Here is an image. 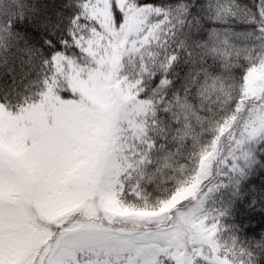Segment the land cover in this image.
<instances>
[{
  "label": "snow or ice",
  "instance_id": "obj_1",
  "mask_svg": "<svg viewBox=\"0 0 264 264\" xmlns=\"http://www.w3.org/2000/svg\"><path fill=\"white\" fill-rule=\"evenodd\" d=\"M109 3L116 34L123 33L130 9L152 29L143 40L133 42L131 36L117 40L108 53L110 63H100L91 52L93 37L100 30L97 18L90 15L98 6L96 0H80L69 36L59 41L54 36L42 41V22L33 19L29 24L23 9L3 25L15 41L24 39L23 33L37 44L48 45L51 55L43 66L51 68V75L35 100L14 104L7 91L0 97V264H201V260L232 264L220 254L215 240L218 222L203 211L214 191L205 182L214 174L243 175V166L256 163L244 147L264 137V0H254L256 11L241 0H232L228 6L215 0L206 18L222 27L206 32L197 5L176 9L185 17L181 23H187L188 17L195 21L199 33L195 43L203 53L197 79L193 81L190 74L183 97L174 95L163 108L170 118L164 135L158 137L149 136L148 116H157L158 111L147 96L171 87L170 75L187 37L178 42L179 49L166 51L161 71L144 68L137 81H128L119 72L129 45L155 39L156 32L171 24L172 10L148 0H126L123 6L117 0ZM240 12L251 13L249 23L256 25L252 33L226 31ZM152 17L159 19L152 23ZM188 27L191 31L193 24ZM85 55L87 64L81 63ZM97 72L103 73L97 87L104 89L107 111L70 86L71 78H91ZM225 77L230 85L227 115L201 149L190 178L165 190L157 206L136 209L151 213L131 218L143 231L105 226L108 202L123 209L129 197L136 198L146 179L140 169L155 170L151 154L156 149L171 154L192 134L193 121L203 122L201 112L212 111L202 97L211 96L218 82L223 91ZM87 83L92 87L93 80ZM98 127L100 135L95 132ZM242 212L245 219L257 221L249 233L264 228V212ZM258 250L264 253V238L258 241ZM247 255L248 264H253L250 249Z\"/></svg>",
  "mask_w": 264,
  "mask_h": 264
},
{
  "label": "trees",
  "instance_id": "obj_2",
  "mask_svg": "<svg viewBox=\"0 0 264 264\" xmlns=\"http://www.w3.org/2000/svg\"><path fill=\"white\" fill-rule=\"evenodd\" d=\"M123 6L126 0H117ZM149 3L155 4L156 7L165 10H172L171 24H165L156 34L155 39H150L148 43H137L136 49L124 54L119 74L125 75L129 81H137L143 75V69L151 71H161V65L165 62V53L179 49V41L186 40V48L180 49L179 60L175 66L174 72L171 73L170 79L172 85L166 92L157 90L155 95L147 96L155 103L157 116H148V132L150 137L164 135L166 121L170 114L163 111L168 102L174 95L183 97L184 85L187 77L191 74L193 81L197 79V71L200 69V60L203 50L196 46L199 39V33L196 31L195 21L191 17L187 18V23H181L185 20L182 13L176 9L180 5H197V16L202 24V30L205 32L213 27L221 28L219 24H213L206 17L211 10L215 8V0H148ZM224 6L232 3V0H222ZM242 3L254 7V0H241ZM175 3V4H174ZM98 6H94L90 15L97 18L100 30L95 33L91 45V52L98 58L100 63H110L108 53L115 46L117 40L126 39V30L129 22L137 11L129 10L127 23L122 34H116L111 26V12L109 0H96ZM80 0H0V97L7 91L14 104H20L24 101L35 100L43 91L44 81L51 75V68H45L43 61L51 55L47 44H37L27 35L21 33L24 39L15 41L9 38L8 34L3 31V25L9 18L25 10V19L29 24L32 20L42 22L41 39L48 40L54 36L59 41L67 38L71 30V19L80 12ZM203 5L201 8L200 6ZM159 18L152 17V23ZM251 13L240 12L238 20L233 21L226 26V31L233 34L252 33L256 25L250 24ZM22 23V21H17ZM188 23L193 27L189 30ZM14 32L19 29L13 28ZM128 32V31H127ZM147 36V35H146ZM142 38H133L132 41L143 40ZM131 45H129L130 47ZM129 49V48H128ZM192 55L188 56L187 53ZM88 56L85 55L81 63L87 64ZM208 64H213L212 59L208 58ZM69 67H71L69 65ZM202 75V73H201ZM103 73H94L91 78L76 79L71 78L70 86H75L77 90H82L84 95L93 103L100 105L104 111L108 110V105L104 96L103 87H97ZM88 79L93 80L92 87L88 86ZM147 80L148 77H145ZM211 82V81H209ZM230 91V85L227 77L224 78V90L221 91L219 82L217 88L212 91L211 96L202 97L204 103L212 111H203V122L194 123L192 134L185 138V141L179 142L173 147L171 154H160L156 149L151 158L155 166L154 171H148L141 168L146 179L141 181L143 187L137 190L136 198L129 197L125 204L126 208L136 211L145 207L152 208L157 206L158 199L165 190L172 188L181 181L188 180L196 168L199 154L210 139L216 134L218 124L223 123V117L227 115V93ZM199 105V101H197ZM97 135L101 134V129H95ZM179 147V151H177ZM225 152L228 150V142L223 144ZM244 151L251 154V158L256 163L251 166H243V175L240 173H224L222 176L215 174L206 181L208 187L214 191L210 193L204 205V214L209 215L218 222V231L214 233L215 240L219 245H229L233 243V237L237 242L242 244V254H227L232 264H248L249 257L247 250L253 252V264H264V253L258 250V241L264 238V228H260L258 233H249L248 229L256 228L255 219H245L242 210L251 212H264V137L258 138L253 142L245 145ZM139 172L134 174V180L139 176ZM150 181V182H149ZM220 185L219 188L216 186ZM207 191V187L205 188ZM139 212V211H136ZM141 213V212H140ZM151 214V213H150ZM137 217V216H136ZM105 218V217H103ZM213 221H210L212 223ZM103 224L114 230L143 231V228L136 225L132 228L127 227V221L123 218L112 217L111 222L103 219ZM136 229V230H134ZM226 255V254H221ZM201 264H208V261L201 260Z\"/></svg>",
  "mask_w": 264,
  "mask_h": 264
},
{
  "label": "rangeland",
  "instance_id": "obj_3",
  "mask_svg": "<svg viewBox=\"0 0 264 264\" xmlns=\"http://www.w3.org/2000/svg\"><path fill=\"white\" fill-rule=\"evenodd\" d=\"M143 26V27H142ZM137 30H139V32H137ZM151 27L149 25H146L144 23L143 20L139 19V13L134 14L129 22V27L126 30V38L131 36V38H142L146 35H148L151 32ZM128 31V32H127ZM156 34H158V32H156ZM137 43L132 44L129 47V51L132 52L133 50L136 49ZM122 78H126L128 80V78L123 75L122 73L119 74ZM129 81V80H128ZM107 208H108V216H105L106 221L107 222H111L112 221V217H117V218H123L126 219L127 221V227L132 228L134 226H136L137 224L133 223L131 218L132 217H136V216H143V215H151L150 213H140V212H136L130 209H127L126 207H124L123 209L118 207L114 202H108L107 204ZM105 218L104 221H105ZM141 228H143L142 226H140ZM136 230V229H134ZM221 247L219 248L220 254H229L231 253L232 255H241L242 254V244L241 242H236L235 245L229 244V245H220Z\"/></svg>",
  "mask_w": 264,
  "mask_h": 264
}]
</instances>
